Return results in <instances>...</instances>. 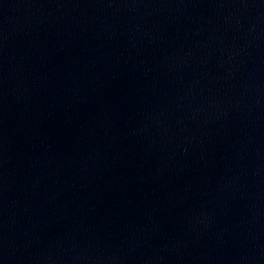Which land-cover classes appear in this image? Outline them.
Returning a JSON list of instances; mask_svg holds the SVG:
<instances>
[{
  "label": "water",
  "instance_id": "95a60500",
  "mask_svg": "<svg viewBox=\"0 0 264 264\" xmlns=\"http://www.w3.org/2000/svg\"><path fill=\"white\" fill-rule=\"evenodd\" d=\"M0 264H264V0H0Z\"/></svg>",
  "mask_w": 264,
  "mask_h": 264
}]
</instances>
